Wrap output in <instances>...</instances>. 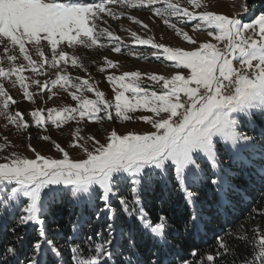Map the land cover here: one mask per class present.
Masks as SVG:
<instances>
[{"label":"snow or ice","instance_id":"obj_1","mask_svg":"<svg viewBox=\"0 0 264 264\" xmlns=\"http://www.w3.org/2000/svg\"><path fill=\"white\" fill-rule=\"evenodd\" d=\"M116 6L152 12L192 47L169 46L132 31L134 44L148 46L151 58L170 62L174 71L108 74L109 99L88 79L73 78L67 66L84 67L69 49L122 52V38L101 27L106 18L124 15ZM241 7L228 15L210 10L203 0H187L186 6L178 0H0V116L24 130L33 125L47 130L49 122L61 128L70 121L114 119H138L150 129H112L103 142L95 135L82 137L77 129L67 147L52 141L55 156L29 143L32 156L12 151L0 159V231L12 235L0 247V264H217L235 256L239 243L250 249L240 264H264V228L250 224L222 229L215 249L206 253L188 243L207 223L209 194L215 215L224 217L249 198L257 181L264 200V8L251 9L247 0ZM244 16L250 17L247 22ZM129 19L149 27L135 16ZM185 27L208 39L199 41ZM46 66L59 69L56 78L25 75L47 76ZM118 67L105 57L100 72ZM4 81L32 103L33 86L40 93L59 87L76 106L10 113L18 100ZM4 140L0 151L9 147ZM72 148L81 155H71ZM157 187L182 199L187 209L182 233L162 212L153 221L146 210V193ZM63 204L73 210L67 225L51 211ZM255 215L264 217V203L255 214L249 211L253 221ZM102 216L104 223L92 228ZM33 227L35 238L27 241ZM181 234L183 243L177 239ZM180 248H190L192 259L177 260Z\"/></svg>","mask_w":264,"mask_h":264},{"label":"rangeland","instance_id":"obj_2","mask_svg":"<svg viewBox=\"0 0 264 264\" xmlns=\"http://www.w3.org/2000/svg\"><path fill=\"white\" fill-rule=\"evenodd\" d=\"M182 5H187V0H178ZM208 5L210 10L221 12L228 15H233L236 12L242 11V5L244 0H203ZM117 12H123L124 15L120 19L106 18L108 20L107 25L101 24V27H108L110 31L114 32L122 38L123 46L121 53H114L110 50V47H94L91 49H85L83 47L77 49H69L70 54L77 55L83 63V68H74L71 65L67 66V72L73 78L80 77L82 79H88L90 83H94L100 90L104 91L106 98H113L111 92V85L107 82L106 76L111 73L120 74L123 71H141V72H157L159 74H171L174 69L169 67V63H162L161 61H149L150 48L148 46H140L133 43V39L130 35L132 31L137 32L142 38H154L156 42L165 43L169 46H181L192 47L186 42H182V38L177 37L174 31L165 25L161 18L155 17L152 12L146 9H123L116 6ZM129 16H135L143 23L148 24V28L145 29L139 24L133 23ZM249 16H244L245 22L249 20ZM175 22V21H173ZM184 27L183 25H180ZM185 30L190 32V35H194L199 41L208 39L204 33H193L190 28L185 27ZM104 40L105 38H101ZM130 53L143 54L145 58L138 59L136 55H130ZM34 59H37L35 50L32 51ZM107 57L114 61L119 62L117 69H108L106 72L101 73L100 67L104 65V58ZM154 59V58H153ZM7 67V62H5ZM47 76L37 75L34 73L26 72L25 75L40 80H52L56 78V74L59 69H53L50 66H46ZM6 87L9 89L10 94L14 99L18 100L16 105H10L9 112L15 111H31L37 107L44 108H61L64 106H76V102L72 101L70 95L61 88L52 89L51 92L40 93L35 86L32 87V91L36 92V102L32 103L26 100L22 96V90L18 86L13 87L9 81H4ZM55 92L57 95H52ZM85 95L89 98H94V94L85 92ZM51 97V99H49ZM139 116V113L136 114ZM25 119H29L25 115ZM79 129L80 135L87 138L90 135H95L97 139L105 138L112 129H117L120 132L126 130L146 131L150 130L149 126L133 119L132 121H121L114 119L113 121L103 120L100 122L90 121H70L64 124L61 128H57L55 125H51L50 122L47 126V130L44 128H37L34 125L28 130L18 129L11 125L4 116H0V144L5 142L4 137H7L9 147L0 151V159L5 155L16 151L20 154L32 156V153L28 150L27 145L32 144L41 154L45 155H57L56 150L53 147L52 141L61 143L62 146H69L74 139L76 130ZM43 135H49L51 139L44 141L41 139ZM30 137V139H29ZM90 146V145H89ZM71 155H81L78 148L71 149Z\"/></svg>","mask_w":264,"mask_h":264},{"label":"trees","instance_id":"obj_3","mask_svg":"<svg viewBox=\"0 0 264 264\" xmlns=\"http://www.w3.org/2000/svg\"><path fill=\"white\" fill-rule=\"evenodd\" d=\"M245 1V0H244ZM247 3L251 9L259 11L264 8V0H247ZM149 61H154L153 58H148ZM238 183L243 184L244 181L241 179ZM264 203L262 200V190L259 181L253 184L250 188V196L244 202L238 204L234 209L230 210L227 217L217 216L214 210L211 208V195L209 194L208 203L206 205L207 211V223L202 228V230L193 236L188 238V243L199 249V252L206 253L209 250H214L216 247L215 237L217 235H224L222 229L227 228L229 231L236 228L240 224H250L252 227L264 228V217L255 215V220L249 216V211L252 210L255 214V210ZM146 210L150 214L153 221L156 220L159 213H163L170 218L174 227L183 232L182 229V217L186 215L187 209L184 206L182 199L176 193H168L161 191L160 188L149 191L146 193L145 201ZM52 214L59 221L61 225H67L70 219V212L73 210L69 208L67 204L59 205L52 208ZM75 211H78L75 210ZM86 216H91L92 213L85 211ZM74 219L75 217H71ZM104 223V217H101V221L93 222L92 228L100 227ZM89 231L88 227L82 229V234H86ZM65 234L67 235V230L65 229ZM35 238V228L28 229V235L26 240L31 241ZM182 243L185 238L181 234L177 237ZM227 239V237H226ZM12 240V235L7 232L0 231V247L5 243ZM233 245H237L236 241H230ZM190 248L185 250V248L178 249L179 255L176 257L179 260L181 257L192 259L189 256ZM250 249L243 243H239L236 247V254L225 256L217 261V264H231L235 261L236 264H240V261L248 254Z\"/></svg>","mask_w":264,"mask_h":264}]
</instances>
